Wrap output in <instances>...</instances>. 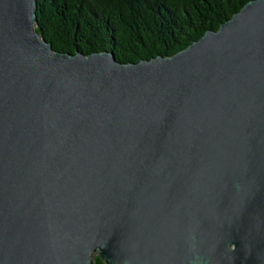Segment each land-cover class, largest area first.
Here are the masks:
<instances>
[{"label": "water", "instance_id": "1", "mask_svg": "<svg viewBox=\"0 0 264 264\" xmlns=\"http://www.w3.org/2000/svg\"><path fill=\"white\" fill-rule=\"evenodd\" d=\"M35 4L0 0V264H264V0L137 62Z\"/></svg>", "mask_w": 264, "mask_h": 264}, {"label": "trees", "instance_id": "2", "mask_svg": "<svg viewBox=\"0 0 264 264\" xmlns=\"http://www.w3.org/2000/svg\"><path fill=\"white\" fill-rule=\"evenodd\" d=\"M248 0H36L35 29L62 52L106 50L120 62L171 55ZM90 264H104L98 254Z\"/></svg>", "mask_w": 264, "mask_h": 264}, {"label": "rangeland", "instance_id": "3", "mask_svg": "<svg viewBox=\"0 0 264 264\" xmlns=\"http://www.w3.org/2000/svg\"><path fill=\"white\" fill-rule=\"evenodd\" d=\"M93 254H97L96 252H94Z\"/></svg>", "mask_w": 264, "mask_h": 264}]
</instances>
